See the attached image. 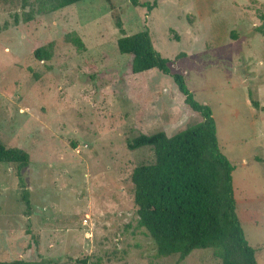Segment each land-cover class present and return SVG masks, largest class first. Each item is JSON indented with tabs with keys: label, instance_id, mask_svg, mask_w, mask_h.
<instances>
[{
	"label": "rangeland",
	"instance_id": "obj_1",
	"mask_svg": "<svg viewBox=\"0 0 264 264\" xmlns=\"http://www.w3.org/2000/svg\"><path fill=\"white\" fill-rule=\"evenodd\" d=\"M111 1L125 34L147 30L171 73L210 107L234 166L237 216L264 264V111L251 104L264 106V0H138L149 10ZM52 4L0 0V143L29 156V209L16 165L0 163V262L221 264L209 249L158 257L133 202L132 172L154 157L127 143L172 136L199 115L170 77L129 73L105 0Z\"/></svg>",
	"mask_w": 264,
	"mask_h": 264
},
{
	"label": "trees",
	"instance_id": "obj_2",
	"mask_svg": "<svg viewBox=\"0 0 264 264\" xmlns=\"http://www.w3.org/2000/svg\"><path fill=\"white\" fill-rule=\"evenodd\" d=\"M50 1L53 9H57L85 0ZM129 1L135 7L150 8L147 3ZM105 2L121 35L116 41L117 51L130 59L129 73L136 75L155 70L170 77L184 97V104L200 117L198 123L172 136L160 131L140 135L127 143L131 151L150 148L154 157L153 163L136 167L131 175L139 227L145 229L154 242L158 257L177 254L182 261L194 250L209 249L221 264H257L255 249L247 243L236 213L234 166L219 150L210 107L195 101L184 78L171 73L170 61L153 48L148 31L127 36L119 11L111 0ZM74 43L83 49L78 38ZM34 54L39 60L44 56L41 48ZM251 104L264 111V106ZM255 161L261 162L258 158ZM0 163L16 165L21 200L29 209V192L22 177V171L29 165L28 154L0 143ZM0 264L36 263L14 260Z\"/></svg>",
	"mask_w": 264,
	"mask_h": 264
}]
</instances>
